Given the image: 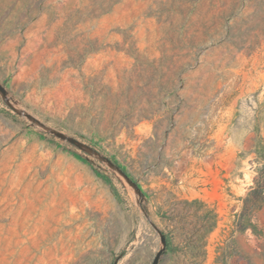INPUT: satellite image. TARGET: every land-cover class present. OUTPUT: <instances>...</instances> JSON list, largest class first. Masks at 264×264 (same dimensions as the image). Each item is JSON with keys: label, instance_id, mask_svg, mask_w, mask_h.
<instances>
[{"label": "rangeland", "instance_id": "1", "mask_svg": "<svg viewBox=\"0 0 264 264\" xmlns=\"http://www.w3.org/2000/svg\"><path fill=\"white\" fill-rule=\"evenodd\" d=\"M260 186L264 0H0V264H264Z\"/></svg>", "mask_w": 264, "mask_h": 264}, {"label": "water", "instance_id": "2", "mask_svg": "<svg viewBox=\"0 0 264 264\" xmlns=\"http://www.w3.org/2000/svg\"><path fill=\"white\" fill-rule=\"evenodd\" d=\"M161 242H162V248L159 250L158 254L156 255L155 259L153 260L152 264H159L160 259L167 248V239L164 235H161Z\"/></svg>", "mask_w": 264, "mask_h": 264}, {"label": "trees", "instance_id": "3", "mask_svg": "<svg viewBox=\"0 0 264 264\" xmlns=\"http://www.w3.org/2000/svg\"><path fill=\"white\" fill-rule=\"evenodd\" d=\"M261 189H264L262 186H260ZM257 191H255L256 193ZM164 235V234H163ZM166 237V236H165ZM167 238V237H166ZM169 246V242H168V239H167V247Z\"/></svg>", "mask_w": 264, "mask_h": 264}]
</instances>
